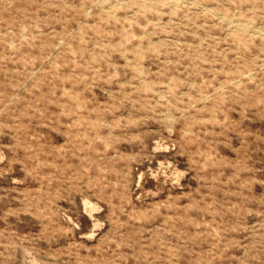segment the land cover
Segmentation results:
<instances>
[{
  "label": "rangeland",
  "instance_id": "374dc122",
  "mask_svg": "<svg viewBox=\"0 0 264 264\" xmlns=\"http://www.w3.org/2000/svg\"><path fill=\"white\" fill-rule=\"evenodd\" d=\"M35 261L264 264V0H0V264Z\"/></svg>",
  "mask_w": 264,
  "mask_h": 264
},
{
  "label": "bare ground",
  "instance_id": "6f19581e",
  "mask_svg": "<svg viewBox=\"0 0 264 264\" xmlns=\"http://www.w3.org/2000/svg\"><path fill=\"white\" fill-rule=\"evenodd\" d=\"M173 4H177L179 2V0H167ZM214 12V10L212 11ZM216 14V13H215ZM225 14V13H224ZM217 15V14H216ZM220 15V14H219ZM221 16H223L221 14ZM226 16V15H225ZM222 18V17H221ZM229 24L236 30H240V31H246L247 30V24L245 23H241V22H235V21H232L231 19H229ZM228 24V23H227ZM33 264H41L40 262L38 261H35Z\"/></svg>",
  "mask_w": 264,
  "mask_h": 264
}]
</instances>
